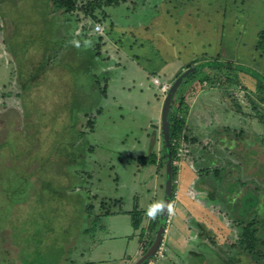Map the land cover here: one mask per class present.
<instances>
[{
  "label": "rangeland",
  "instance_id": "rangeland-1",
  "mask_svg": "<svg viewBox=\"0 0 264 264\" xmlns=\"http://www.w3.org/2000/svg\"><path fill=\"white\" fill-rule=\"evenodd\" d=\"M79 1L86 4L90 0ZM46 3V0H0V47L3 48V40L10 35L6 45L15 52L12 54L17 56L19 64L15 82L11 80L6 85L4 77L0 81V166L6 169L9 162L15 168L24 163L35 177L36 185L30 187L34 203L27 214L28 238L23 237V250L30 255V264H64L75 259L74 249L81 250L84 246L85 236L89 234L85 230L99 221L103 225L107 215L92 221L100 212L141 210L152 203L163 205L165 189L161 185L165 184L166 176L155 183V178L149 176L151 166H142L137 161L139 155H150L151 148L145 146L146 152H142L141 146L134 143L141 135L135 126L134 107L130 108L133 111L127 106L98 108L92 104L98 99L96 92L94 102L85 105L87 98L78 92L79 85L91 87L95 75L103 77L98 67L89 62L90 51L86 55L85 50H76L77 44L72 43L77 34L69 25H81L79 22L88 16L80 11L71 15L74 19L66 20ZM257 3L250 6L249 2L248 7L240 5L239 11L248 17L258 15L263 20L264 0ZM126 7H131L130 1L118 8L107 7L105 13L122 23L124 18H117L125 13ZM76 42L79 44L81 40ZM235 69L240 76L241 72L249 76L240 77L241 85H229L225 75L218 80L220 90H206L210 83L201 86L187 83L180 89L176 84L167 94L163 107L161 130L168 131L171 137L174 105L178 106L181 95H185L189 105L188 114L182 116L188 137L174 141L179 144L180 153L175 164L178 175L181 170L192 172L194 188L206 195L201 202L205 206L203 210L200 208L204 213L203 229L198 235L188 225L189 236L183 241L187 250H195L201 264H255L242 250L244 219L254 218L261 234L258 238L264 239V122L255 116L253 108L260 110L255 79L264 81V75L251 67L237 65ZM190 74L186 77H192ZM11 89L21 93L16 95ZM175 95L178 99L173 104ZM261 115L264 117V113ZM217 120L223 127L211 130ZM162 138L155 151L158 160L163 155ZM16 153L24 155L18 158ZM209 165L221 167L218 175H214V170L206 174L199 172V168ZM216 178L221 181L217 182ZM239 178L256 182L249 185L252 182L249 180L248 187H240ZM157 183L159 188L155 187ZM256 185L260 187L249 188ZM4 193H8L5 187L0 191L1 202ZM175 201L174 211L180 215L184 208L181 203L175 206ZM3 203L6 205L3 212L8 214L13 203ZM176 219L175 215L164 237L166 257L154 258L156 264H166L168 260L188 264L186 256L184 259L178 256L185 252L181 254L182 247L176 242L181 237ZM154 236L147 248L153 244ZM15 241L18 242L17 237Z\"/></svg>",
  "mask_w": 264,
  "mask_h": 264
},
{
  "label": "crops",
  "instance_id": "crops-1",
  "mask_svg": "<svg viewBox=\"0 0 264 264\" xmlns=\"http://www.w3.org/2000/svg\"><path fill=\"white\" fill-rule=\"evenodd\" d=\"M128 1L132 8L126 7L125 13L117 18H124L122 23L114 21L112 15L105 13L107 7L118 8L126 5ZM249 2L250 6H253L258 4L259 0H119L118 3L97 7L98 20L91 21L89 17L80 21L81 25H69L77 34L72 42L77 44L75 49L80 52L85 50L86 55L90 51L89 62L96 65L97 71L103 74V77H92V85L88 89L78 86V92L87 98L86 102L82 97L84 104L90 105L96 92L99 96L92 104L98 105V108L134 107L135 126L141 132L134 143L141 146L139 151L146 152L144 148L149 146V154H154L163 136L161 123L167 94L176 84L179 89L181 85L186 84V76L202 67L199 65H207L213 61H217L216 64L228 62L244 68L256 67L257 73L264 75V51L258 46L260 34L264 32V16L261 20L258 15L248 17L243 11H239L240 5L246 4L248 7ZM126 19L129 22H125ZM75 20L78 23L77 19ZM98 23L104 29L102 32L95 31L94 26ZM9 37L3 40V48L0 47V81L1 77H4L6 85L12 82L11 80L15 82L16 73H19L16 57L10 46L6 45ZM77 39L81 40L79 44ZM74 54L75 57L78 56L77 52ZM205 71L212 72L216 77L217 70ZM240 74L242 76L239 77H249L247 73ZM153 77H159L170 84L167 93L159 91L152 82ZM206 83L209 84L204 82ZM216 87L211 88L210 85L206 90H220ZM11 90L16 92V95L21 93L19 90ZM160 97L165 100L161 101ZM215 124L216 127L212 126L211 130L223 127L219 120ZM22 155L24 153H16L18 158ZM145 155L148 154L139 157ZM17 166L14 168L9 162L6 169L0 166V191L4 187L8 189V193H4L1 200L8 204L11 201L13 203L11 210L7 211L8 214H4L6 205L0 201V264H25L26 261L30 264V255L23 250V242L24 238H28L26 231L30 227L27 214L32 211L34 203V194H31L30 187L35 186L36 182L24 163ZM150 166L152 169L149 176L155 178V183L158 179H163L164 172L159 171L158 165ZM179 173L172 203L176 199L175 206L181 203L184 208L180 215L175 209L174 216L177 218L175 226L179 227L177 233L181 236L176 242L182 247L181 254L185 253L178 256L182 259L186 256L188 264H201L195 250H187L183 241L189 236L188 225H191L198 235L202 231L204 213L200 208L205 206L201 202L205 200L206 195L194 188L192 172L181 170ZM163 186L165 188L162 183L161 187ZM155 187L159 188L160 184L157 183ZM177 193L179 196L176 198ZM184 193L186 196H183ZM156 198L157 195L154 196L155 201ZM152 206L153 203L148 208L144 206L141 210L134 209L137 216L141 217L138 228L133 224L134 210L113 211L105 217L103 225L100 223L102 221H99L103 217L100 212L92 220H98L99 223L85 230L89 234L85 236L84 246L80 247L81 250L74 249L75 259L67 260L64 264H135L144 255L142 252L153 236L151 228L155 216L148 215ZM189 216L192 218L190 223ZM16 237L18 242L15 241ZM173 255H177L174 249ZM171 263L174 262L168 260L166 264Z\"/></svg>",
  "mask_w": 264,
  "mask_h": 264
},
{
  "label": "trees",
  "instance_id": "trees-1",
  "mask_svg": "<svg viewBox=\"0 0 264 264\" xmlns=\"http://www.w3.org/2000/svg\"><path fill=\"white\" fill-rule=\"evenodd\" d=\"M46 1H47L46 4L53 11H57V14L61 17H64L66 20L68 18L72 19L71 15L72 16L76 14L78 15L80 14V11H83L85 15L88 16L87 18L90 17L91 19H94V21L98 20L97 7H101L104 4L111 5L113 3L119 2V0H90L88 3L84 4L83 2H80L79 0H46ZM66 20H64V22ZM66 23L68 24V22ZM262 41H264V32H261L260 37H259V44H258L259 48L264 51V43ZM16 59H17V56H16ZM216 63L217 61H213L207 65L206 63L203 65H199L202 67L197 68V70L191 72L192 77H188L186 84L189 83V85L193 86V84L195 83L204 84V82H208L210 83L211 88H214L217 86L216 84L218 83V79L220 78L221 75H225L226 81L231 86L234 85L236 87L242 84V79L239 77L240 76L239 73H236L237 71H235L236 69L233 64L231 65L228 62H220L219 64H216ZM206 69L217 70L216 77H214V74L212 72L205 71ZM255 80H256L255 85L257 88V93L260 96V107H259L260 110H257L258 107H253V108L255 109V116L260 120V122L263 123L264 117L261 115V113H264V111H262V109H264V81L260 79L259 80L255 79ZM226 92H229V91L227 90ZM176 99H178V97L174 98L173 104L176 101ZM172 108H173V105H172ZM188 111H189V105L185 101V95L184 96L181 95L178 106L174 105L173 115L171 116V124H170L171 126V154H172L173 170H174L173 197L176 192V188H177L176 180L178 178V166L175 164V162H176V159H180L179 144L178 145L175 144L174 141L178 139L180 140L182 138L186 140L188 137L184 131L186 128L185 119L182 117L183 115H187ZM88 123L92 124V121H89ZM259 148L260 149L263 148L262 145ZM166 150H167L166 147L163 146V149H162L163 155L161 157V160H158V158L156 157L154 153L148 156L138 157L137 161L138 163H140L142 166H145V167H148L149 165H158L159 171L160 172L164 171L163 175L166 176V160H167ZM219 167L220 166L218 165H214L213 167L211 165H209V167L204 166V167L199 168L200 170L199 172L201 174L202 172L203 174H206L214 170V175H218V172L221 170V167L220 168ZM239 179H241L240 187L247 186V184L249 183V180H251V179H246V181H244L242 178H239ZM216 180H218L217 182L221 181L218 178H216ZM251 181L252 182H250L249 185L255 184L256 182L255 179ZM236 184H238V181L236 182ZM216 187L217 185L215 186V188ZM259 187L260 186L256 185V187L251 186L249 188L258 189ZM111 213H112L111 210H106V211L104 210V212H102L100 216L110 215ZM132 214H133V224L135 228H138L141 224V217L137 216L136 210H134ZM160 214H161V210H159L157 214L155 215L154 222L152 224L151 231L153 232L152 233L153 236L156 235L157 226L159 225V222H160ZM254 220H255L254 218L253 220H245V219L244 221L243 219L240 220V221H243V224H244L243 226H245L241 234V244L243 245L242 250L246 252V254L249 256L251 261L254 262L255 264H264V249H263L264 239L258 238V236L261 234L259 233L258 226H256L257 224ZM153 241L154 239L152 240L151 244L153 243ZM148 248L146 247L142 253L143 254L146 253ZM33 264H35V262Z\"/></svg>",
  "mask_w": 264,
  "mask_h": 264
},
{
  "label": "water",
  "instance_id": "water-1",
  "mask_svg": "<svg viewBox=\"0 0 264 264\" xmlns=\"http://www.w3.org/2000/svg\"><path fill=\"white\" fill-rule=\"evenodd\" d=\"M164 146L167 148V160H166V177H165V190L163 198V207L160 214V222L156 231V238L150 248L140 257V259L135 264H144L147 262L158 250L159 246L164 239L165 233L167 231V220L169 216V211L172 206L173 197V185H174V170H173V160L171 154V137L168 131L163 132Z\"/></svg>",
  "mask_w": 264,
  "mask_h": 264
},
{
  "label": "built area",
  "instance_id": "built-area-1",
  "mask_svg": "<svg viewBox=\"0 0 264 264\" xmlns=\"http://www.w3.org/2000/svg\"><path fill=\"white\" fill-rule=\"evenodd\" d=\"M94 28H95V31H97V32H102L104 30L100 23L96 24L94 26ZM152 82L155 86H157L159 91L163 94L167 93L169 88H170V84L166 81H162L161 78H159V77H153ZM173 215H174V206L172 205L170 208L169 216H168V220H167V231H168V226L170 224H172V216ZM167 231L165 233V236L167 234ZM164 240L165 239L162 240V243L159 246L158 250L155 252V254L144 264H155L156 262H155L154 258H163L165 256Z\"/></svg>",
  "mask_w": 264,
  "mask_h": 264
},
{
  "label": "clouds",
  "instance_id": "clouds-1",
  "mask_svg": "<svg viewBox=\"0 0 264 264\" xmlns=\"http://www.w3.org/2000/svg\"><path fill=\"white\" fill-rule=\"evenodd\" d=\"M162 207H163V205H161V204L153 205V206L150 208V210H149V212H148V215L154 217V216L156 215L157 210H158V209H161Z\"/></svg>",
  "mask_w": 264,
  "mask_h": 264
}]
</instances>
